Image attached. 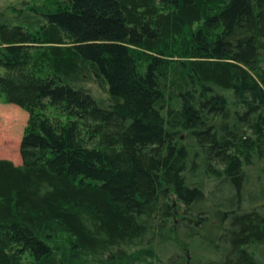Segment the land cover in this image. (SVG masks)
Segmentation results:
<instances>
[{
    "label": "trees",
    "instance_id": "obj_1",
    "mask_svg": "<svg viewBox=\"0 0 264 264\" xmlns=\"http://www.w3.org/2000/svg\"><path fill=\"white\" fill-rule=\"evenodd\" d=\"M0 9V264H264V0Z\"/></svg>",
    "mask_w": 264,
    "mask_h": 264
},
{
    "label": "rangeland",
    "instance_id": "obj_2",
    "mask_svg": "<svg viewBox=\"0 0 264 264\" xmlns=\"http://www.w3.org/2000/svg\"><path fill=\"white\" fill-rule=\"evenodd\" d=\"M25 2L40 5L44 0H0V9L21 8ZM29 111L15 103L0 99V157L22 163L20 142L28 123Z\"/></svg>",
    "mask_w": 264,
    "mask_h": 264
}]
</instances>
